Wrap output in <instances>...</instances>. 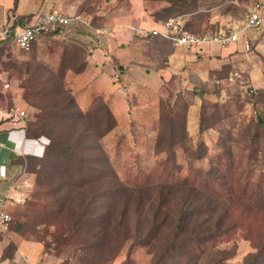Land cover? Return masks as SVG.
Instances as JSON below:
<instances>
[{
    "label": "rangeland",
    "instance_id": "374dc122",
    "mask_svg": "<svg viewBox=\"0 0 264 264\" xmlns=\"http://www.w3.org/2000/svg\"><path fill=\"white\" fill-rule=\"evenodd\" d=\"M195 1L190 11L167 0H142L141 6L159 23L180 17L190 31L209 35L240 28L250 4L264 5ZM75 2L83 20L42 36L29 51L18 49L10 36L0 39V112L24 110L26 134L43 141L41 155L26 156L23 163L21 174L30 185L10 211L7 250L24 238L39 242L50 264H157L155 253L169 238L177 209H184L185 192L208 189L212 210L226 195L203 185L200 172L213 166L217 176L243 175L250 187L264 180V165L254 157L264 153V128L251 126L258 116L264 120V26L247 30L249 47L217 79L191 84L174 77L159 86L141 85L126 81L104 38L108 26L135 24L133 1ZM125 33L127 45H117L138 43ZM150 35L137 46L162 62L164 53L153 52ZM95 48L105 61L93 57ZM232 69L241 73L238 80L227 79ZM173 182L179 189L173 190ZM160 190L171 191L168 200H157ZM242 195L258 205L255 212L263 209L258 198ZM195 218L193 224L202 217ZM207 246L203 252L171 250L168 264H264V255L253 260L257 249L243 232Z\"/></svg>",
    "mask_w": 264,
    "mask_h": 264
},
{
    "label": "crops",
    "instance_id": "0c3cea01",
    "mask_svg": "<svg viewBox=\"0 0 264 264\" xmlns=\"http://www.w3.org/2000/svg\"><path fill=\"white\" fill-rule=\"evenodd\" d=\"M67 1L72 0H0V9L3 11L0 12V30L3 25H12L16 19L34 16L42 8L39 7L42 4L46 8L49 3H54L68 14H79L75 12L76 0L69 5ZM132 1L135 24L131 26L126 23L121 26L116 23L115 26L118 27L108 26L104 35L111 58L114 57L121 65L119 70L126 81L138 82L141 85L153 82L159 86L164 81L177 77L178 81L196 84L195 82L202 83L209 77L217 79L214 76L219 77L225 70L230 67L235 68L237 65L241 56L240 51L243 49L242 41L239 40L228 47L205 43L200 46V50L188 45L174 47L168 40L149 34L151 29L159 27V22L145 13L141 6L142 0ZM127 26L133 28L135 33L132 30L127 31ZM125 32L130 35L132 33L133 40L138 43L141 41L139 39L141 36L150 35L149 37L154 41L153 52L164 53L163 61L157 62L156 57L147 56L141 46H137L138 43L131 42L130 46L117 45V43H127ZM118 34L121 36H117ZM110 35L115 36V39L110 38ZM124 38L126 41L122 40ZM163 46L166 48H161ZM92 55L96 60L105 61L104 59L107 58L98 48L93 50ZM106 63L112 66L108 60ZM114 71L117 72L116 69ZM0 142L3 143L0 146V171L4 172V176H0V209L10 214L13 205L18 204L17 199L28 190L20 186L22 180L27 178L21 174L26 156L41 155L43 141L26 134L25 120L11 124L0 112ZM9 241L10 238L4 235L0 243V264H50L47 256L43 255L39 242L24 238L17 239L14 241V248L8 251Z\"/></svg>",
    "mask_w": 264,
    "mask_h": 264
},
{
    "label": "trees",
    "instance_id": "16d2710c",
    "mask_svg": "<svg viewBox=\"0 0 264 264\" xmlns=\"http://www.w3.org/2000/svg\"><path fill=\"white\" fill-rule=\"evenodd\" d=\"M167 1L176 6L179 11H190V9L197 5L195 0ZM13 27L14 26H11V28ZM59 31L60 30H56L52 33H57ZM118 68L121 69V65L118 64ZM252 125L264 128L263 118L258 116L256 122L251 123V126ZM199 126H201V123ZM49 145L50 142H47L45 149L48 148ZM166 150L168 153H171L169 146H167ZM43 154L45 155V153ZM254 155V157L260 161V164L264 165V153L260 159L256 152H254ZM209 169L210 170L207 172H200V174L205 177L203 178V183H205L203 185L213 184L217 189L222 191L226 190V195L223 196L222 199L217 200L215 210H212L209 206L210 202H208L213 198L211 191L206 188L205 191H202L198 187H196V189L200 191L188 189L181 199L184 209L180 206L177 209V216L173 220L174 223H172L173 226L169 238L161 245L162 247L159 253H155L157 258L155 262L157 264H168V261L173 259L172 256H169L171 250L174 251L175 249L176 253H180L182 249L191 252H203L204 249L208 247L207 244L209 241L222 238L223 236L234 235L238 232L245 233L253 247L257 249L256 253H253L255 254L253 260H258L260 256L264 255V180L255 181L251 187L255 185L256 188L252 189L248 185L249 179L245 178L243 175L237 178L232 176V178H230L228 175L217 176V172L213 166ZM260 175L264 179V174ZM242 177L246 179L244 184H241ZM50 181H53V177ZM182 182L188 183L187 179ZM171 184L173 190L179 189V185L176 182ZM243 193L249 196L248 200H251L252 197L258 198V200L263 203V209L255 212L254 210L258 205L253 207L250 203L244 201ZM170 194H172L171 191L160 190L157 200L159 198L160 201V197L168 200ZM208 213L212 215L209 216ZM196 216H201L202 218L199 219L197 223L193 224ZM251 256L253 255L251 254L250 257ZM223 257L224 256H222V258Z\"/></svg>",
    "mask_w": 264,
    "mask_h": 264
},
{
    "label": "built area",
    "instance_id": "2783aa9c",
    "mask_svg": "<svg viewBox=\"0 0 264 264\" xmlns=\"http://www.w3.org/2000/svg\"><path fill=\"white\" fill-rule=\"evenodd\" d=\"M83 19L79 14H68L54 3H49L45 9H41L37 14L31 17L28 23L15 25H7L0 30V39L4 37H12L15 46L23 51H29L32 45L42 36L62 30L72 23L81 22ZM264 26V5L260 2L250 4L245 13V18L241 23L240 28L236 30H219L212 34H197L190 31L180 17L168 18L159 23V27L150 30L152 35H158L168 40L174 47L188 45L201 49L202 44L215 43L220 47H228L230 44L242 39L243 48L249 47V38L247 30ZM241 73L232 69L229 71L227 79L229 81L238 80ZM115 81L119 77L115 76ZM8 83H4V87H8ZM25 111L16 108L13 114L6 116L11 124H17L20 120H26ZM3 143L0 142V146ZM0 176H4V172L0 171ZM30 185L27 178L23 179L20 186L28 187ZM19 201V199H17ZM11 215L3 209H0V243L9 229Z\"/></svg>",
    "mask_w": 264,
    "mask_h": 264
}]
</instances>
